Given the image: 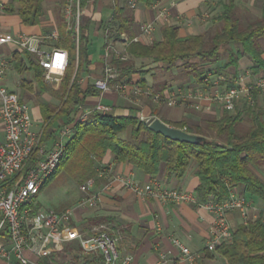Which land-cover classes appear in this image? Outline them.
<instances>
[{
	"label": "crops",
	"instance_id": "1",
	"mask_svg": "<svg viewBox=\"0 0 264 264\" xmlns=\"http://www.w3.org/2000/svg\"><path fill=\"white\" fill-rule=\"evenodd\" d=\"M1 1L5 3V9L0 11V31L39 35L42 38L41 46L45 50L54 46L66 49L65 46L59 45V38L61 34L65 35L67 29L72 28L76 31L75 6L72 8V15L67 16L65 4H62L61 0H43V12L39 21L27 24L22 21L16 11L8 9L11 0ZM224 1L226 0H155L147 4L138 0L133 7H129L128 0H87L85 5L81 6V14L89 17L91 22L87 30L86 56L80 65L78 82L82 88L91 85L96 91L85 95L82 102L68 116L51 118L46 117L43 111L46 103L57 108L61 104L58 90L63 73L49 79L43 75V79L38 81L34 75L35 68H39L37 56L26 50H20L13 44H4L0 47V53L9 59L4 83L28 103L32 127L41 132V135L43 134L42 142L47 146L53 143L64 127L72 126L73 122L70 119L74 121L80 112H88L99 103L106 107L104 112L135 115L146 121L159 118L170 125L183 117L193 118L198 112L220 115L224 111L221 105L206 99L192 105L167 106L153 102L149 96L119 92L112 87L101 92L94 85V80L103 74L104 49L110 40L107 37V31H109L108 26L116 5L132 10L133 19L129 33L126 34L130 37L136 36L144 43H151L153 40L161 39V27L164 24L176 26L178 33L183 36L204 31L211 25L213 16L221 11ZM234 2L255 16H259L264 7V0H234ZM145 22L152 23L150 33L141 30V25ZM64 24L67 29L64 28ZM111 39L115 44L120 43L118 39ZM224 62L223 58L217 62L202 65L203 75L210 74L211 91L222 90L238 78L241 79V83L251 82L254 80V73L264 72V69L254 71L253 60L247 55L240 57L236 64L224 65ZM184 74L179 79H174L172 85H166V80L161 76L158 77L155 70L146 72L144 82L139 81V72L132 73L130 78H123L138 81L144 86L161 92H168L174 88L191 89L203 83L202 79H197L192 73ZM217 76H220L218 82H216ZM185 84L190 85L185 87ZM241 104L242 102L238 105ZM129 133L130 128L127 129L126 135ZM4 137V125L0 120V143ZM253 169L264 178V172L261 169L254 166ZM194 170L195 164L192 163L180 180L175 176L165 177L163 168L158 174L153 175L131 163L115 162L113 154L107 150L97 166V174L91 177L93 184L89 190H79L77 197L72 198L80 199L94 193L96 196L94 203L79 206L75 202L71 206H63L55 210L60 211L70 207L72 224L85 236H90L100 226H105L112 235L117 237L120 254L128 253L132 256V264H234L228 262L217 248L214 250L206 248L214 215L204 205L199 204V201L172 203L154 198H142L114 178L116 174H125L139 183L157 178L169 186H178L196 192L199 178ZM234 189L241 191L238 187ZM250 199L254 207L248 208L247 219H254L259 213L257 206L261 200L257 196H250ZM37 203L40 207L39 202ZM226 216L232 227L244 222L238 210L228 211ZM99 217L107 220L93 223V218ZM173 237L179 238L191 250L197 251L200 254L199 257L194 261L183 258L180 247L172 241ZM160 252H165L166 257L158 263ZM27 253L34 257L30 252ZM45 257L48 258L49 264H99L102 260L99 250L83 249L78 239L65 241L60 248L40 256L38 260L42 263ZM0 264L19 263L14 258L0 257Z\"/></svg>",
	"mask_w": 264,
	"mask_h": 264
},
{
	"label": "trees",
	"instance_id": "2",
	"mask_svg": "<svg viewBox=\"0 0 264 264\" xmlns=\"http://www.w3.org/2000/svg\"><path fill=\"white\" fill-rule=\"evenodd\" d=\"M86 1L80 0L79 3L84 6ZM139 1L148 4L155 0ZM42 2L11 0L8 9L16 11L24 23L34 24L43 12ZM61 3L65 4L66 0H61ZM241 9L234 0H226L221 11L213 16L211 25L202 32L183 36L176 26L164 24L161 39L151 43L129 42L125 48L127 59L112 58L120 69L119 78H130L132 73L139 72V81L144 82L149 69L136 66L134 59L137 58H144L165 69L183 67L197 79L203 77L202 65L223 58L224 65H231L247 55L253 60L254 71L264 69V7L261 14L253 19H247ZM132 19L130 8L116 5L107 37L119 39L120 33L128 34ZM90 22L89 17L80 15L78 40L76 31L67 29L64 24L67 30L65 35L61 34L59 45L66 47L69 57L58 90L61 104L58 108L44 104L46 117L70 115L85 95L96 91L91 85L82 88L78 82L80 65L86 56ZM38 66L34 75L41 81L43 67ZM259 97L255 93L253 104L242 102L234 110H224L220 115L200 112L197 120L183 117L172 123L203 136L198 143L168 138L149 128L151 120L92 109L84 119H70L72 132L66 138L60 161L50 175L64 165L71 176L86 181L97 174L100 160L110 150L115 162L131 163L153 175L163 168L165 177L175 176L178 180L192 163L195 164L199 202L210 199L222 201L235 187L240 188L248 199L257 196L264 201V178L253 169L254 166L264 172V104L258 102ZM128 128L130 133L126 135ZM43 138L42 134L41 140ZM93 219V223L107 220L103 217ZM217 249L230 263L264 264L262 214L259 212L254 219L249 218L233 226L231 239L219 244ZM42 264H49L47 257L43 258Z\"/></svg>",
	"mask_w": 264,
	"mask_h": 264
},
{
	"label": "built area",
	"instance_id": "3",
	"mask_svg": "<svg viewBox=\"0 0 264 264\" xmlns=\"http://www.w3.org/2000/svg\"><path fill=\"white\" fill-rule=\"evenodd\" d=\"M79 1L66 0L65 3L67 16H71L73 6L76 7L74 13L76 40H78V23L81 15ZM137 1L128 0L127 4L133 7ZM4 9L5 3L0 0V11ZM151 29V22L141 25L142 32L150 33ZM118 40L121 43L120 49L116 48L112 39L105 45L103 74L94 80V85L101 92L112 87L119 92L149 96L153 102L167 106L192 105L206 99L220 104L224 110H234L240 102L253 104L255 93L264 96V72L254 73V80L247 83H241V79L238 78L219 91L210 90L209 73L203 75L201 86L191 89L174 88L168 92L153 90L135 80L119 79L120 69L112 62V58L127 59L125 48L129 42L137 41L138 37H130L122 32ZM41 42L42 38L39 35L0 31V47L4 44H13L20 50L35 54L38 63L43 67V75L46 79L62 74L68 63L67 50L58 46L45 50ZM8 63L9 59L0 53V120L3 122L5 133L4 140L0 143V257L14 258L19 264H42L38 260L40 256L60 248L67 240L78 239L83 249L99 250L102 257L99 264H132V256L128 253L120 254L117 237L105 226L102 225L92 235L85 236L72 224L70 207L60 211L51 208L41 209L39 206L36 208L38 203H35V196L45 179L58 165L66 138L71 133V127H64L50 146L42 142L41 132L32 127L28 103L4 83ZM219 79L220 76H217L216 82ZM92 109L104 112L106 107L99 103ZM88 112L82 113L80 119H84ZM114 178L142 198H154L172 203L198 202L197 192L169 186L157 178L145 183L134 181L125 174H116ZM92 184L93 179L90 178L80 187L88 191ZM95 197L94 193L86 195L81 198L78 205L94 203ZM198 203L204 205L214 215L210 226V238L206 244L208 250H214L219 244L231 239L232 226L226 216L228 211L238 210L243 221L246 222L248 208L254 207L252 200L235 189L222 201L210 199ZM257 209L264 219V201H261ZM172 241L180 247L183 258L194 261L199 257L197 251L191 250L179 238L173 237ZM165 257L166 253L160 252L158 263H161Z\"/></svg>",
	"mask_w": 264,
	"mask_h": 264
},
{
	"label": "rangeland",
	"instance_id": "4",
	"mask_svg": "<svg viewBox=\"0 0 264 264\" xmlns=\"http://www.w3.org/2000/svg\"><path fill=\"white\" fill-rule=\"evenodd\" d=\"M240 12L246 14L247 19H253L256 17L255 14L243 9H241ZM115 46L118 49L121 48L120 43H116ZM143 63L144 65H142ZM134 64L142 69L155 70L158 77L161 76L164 78V80H166V85L174 84V79H179V77L185 75L184 73L186 72L183 67L174 66L171 69H165L159 66L158 64L151 63L146 59L143 60L142 58L134 59ZM188 85L190 84H185V87ZM258 100L260 104H264V96L259 97ZM81 114L82 113L80 112L74 120H81ZM199 116L200 113L198 112L197 114H195V116H193L192 119L197 120ZM84 182L85 181H80L76 177L71 176L65 169L64 165H61L60 167H58L54 174L49 175L45 179L43 186L40 188V191L35 196V203L39 202L40 207H42V209L52 208L54 210L63 208V206H71L75 202L78 203L81 198H72L77 197L79 190H82L80 185ZM66 201H68V203H65Z\"/></svg>",
	"mask_w": 264,
	"mask_h": 264
},
{
	"label": "water",
	"instance_id": "5",
	"mask_svg": "<svg viewBox=\"0 0 264 264\" xmlns=\"http://www.w3.org/2000/svg\"><path fill=\"white\" fill-rule=\"evenodd\" d=\"M148 126L150 129L174 140L198 143L203 138V136L199 134L188 132L183 128L170 125L159 118H153Z\"/></svg>",
	"mask_w": 264,
	"mask_h": 264
}]
</instances>
